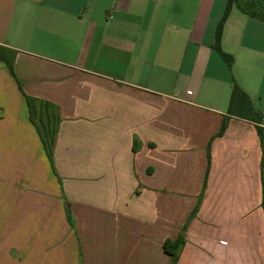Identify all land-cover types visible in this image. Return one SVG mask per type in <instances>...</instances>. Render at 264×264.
<instances>
[{"label": "crops", "instance_id": "crops-1", "mask_svg": "<svg viewBox=\"0 0 264 264\" xmlns=\"http://www.w3.org/2000/svg\"><path fill=\"white\" fill-rule=\"evenodd\" d=\"M227 0H0L52 162L0 59V264H264V21ZM233 84L262 116H229ZM137 142L133 150V142ZM68 209V211H67Z\"/></svg>", "mask_w": 264, "mask_h": 264}, {"label": "trees", "instance_id": "trees-1", "mask_svg": "<svg viewBox=\"0 0 264 264\" xmlns=\"http://www.w3.org/2000/svg\"><path fill=\"white\" fill-rule=\"evenodd\" d=\"M236 7L243 13L247 14L250 17L257 18L264 21V0H227L225 9L221 16L219 23L217 24L215 32V48L219 52L221 58L224 60L228 68L231 67L233 63V56L226 52H223L220 48V37L222 24L227 18L230 10ZM15 49L0 45V59L6 64L8 71L12 76H15L14 73V58H15ZM18 88L22 91L25 106L28 111L29 120L34 124L37 132L40 136L41 144L45 154L47 155L50 162H52V144L55 132L58 127V117L56 113V107L52 103H49L46 100H43L38 97L31 96L25 93L22 89V83L19 79L16 78ZM229 116H237L244 119H247L254 123L259 138L262 140V130L260 123L262 121V116L254 110L252 102L248 94L241 89L238 85L233 84L232 90L229 97V104L227 109V115H225L221 127L217 135H221L224 129L227 126V121ZM137 142H133V150H136ZM264 168V156L261 159V169ZM68 211V209H67ZM195 213V208L189 215L187 222L183 226V231L186 229L188 221ZM178 234L175 239L167 238L163 241L164 250L170 254L172 258L171 264H176L179 251L185 241L184 233Z\"/></svg>", "mask_w": 264, "mask_h": 264}]
</instances>
